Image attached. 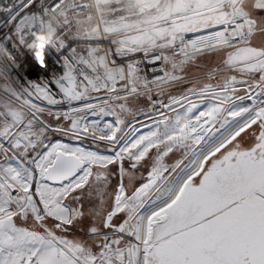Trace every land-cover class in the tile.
Wrapping results in <instances>:
<instances>
[{
	"label": "snow or ice",
	"instance_id": "obj_1",
	"mask_svg": "<svg viewBox=\"0 0 264 264\" xmlns=\"http://www.w3.org/2000/svg\"><path fill=\"white\" fill-rule=\"evenodd\" d=\"M0 14L10 52L66 49L46 79L0 63V264H264V0Z\"/></svg>",
	"mask_w": 264,
	"mask_h": 264
},
{
	"label": "built area",
	"instance_id": "obj_2",
	"mask_svg": "<svg viewBox=\"0 0 264 264\" xmlns=\"http://www.w3.org/2000/svg\"><path fill=\"white\" fill-rule=\"evenodd\" d=\"M3 0H0L2 3ZM2 15V14H0ZM10 47V45H9ZM66 49L57 51L54 46L51 44L46 46L45 49V58L47 67L41 69L40 65L35 61L33 54L27 49L24 48L20 53H16L13 49V54L16 56V59L19 61L18 73L21 75V81L26 77L29 80H40L41 78H48L53 74H60L63 72V56L65 55ZM7 58L0 59V63L6 61ZM15 75V71L13 72Z\"/></svg>",
	"mask_w": 264,
	"mask_h": 264
},
{
	"label": "clouds",
	"instance_id": "obj_3",
	"mask_svg": "<svg viewBox=\"0 0 264 264\" xmlns=\"http://www.w3.org/2000/svg\"><path fill=\"white\" fill-rule=\"evenodd\" d=\"M53 30L51 28L45 27L41 31H37L34 37V47L32 48V54L34 58L37 60V63L44 67V53L45 46L49 45L53 40ZM7 58V60L11 61L14 59V55L10 52L6 47L0 46V59Z\"/></svg>",
	"mask_w": 264,
	"mask_h": 264
},
{
	"label": "rangeland",
	"instance_id": "obj_4",
	"mask_svg": "<svg viewBox=\"0 0 264 264\" xmlns=\"http://www.w3.org/2000/svg\"><path fill=\"white\" fill-rule=\"evenodd\" d=\"M0 83H3V81H2V80H0ZM142 130H143V129H142ZM65 139H66V138H65ZM178 155H179V153H177V154H176V156H177V157H178ZM174 158H175V157H171V156H170V158H169L168 162H169V163H171V162H172V160H173Z\"/></svg>",
	"mask_w": 264,
	"mask_h": 264
}]
</instances>
